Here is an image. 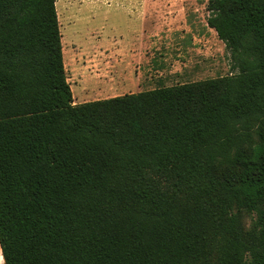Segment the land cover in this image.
<instances>
[{
	"label": "trees",
	"instance_id": "obj_1",
	"mask_svg": "<svg viewBox=\"0 0 264 264\" xmlns=\"http://www.w3.org/2000/svg\"><path fill=\"white\" fill-rule=\"evenodd\" d=\"M206 9L235 72L73 103L55 0H0L3 264H264V0Z\"/></svg>",
	"mask_w": 264,
	"mask_h": 264
},
{
	"label": "rangeland",
	"instance_id": "obj_2",
	"mask_svg": "<svg viewBox=\"0 0 264 264\" xmlns=\"http://www.w3.org/2000/svg\"><path fill=\"white\" fill-rule=\"evenodd\" d=\"M55 2L64 68L67 81L72 87L75 76L69 68V63L75 58L77 66L80 61L87 62L86 58H82L90 50L100 55L95 46L111 40L110 24L116 18L114 10L121 7L127 11L142 7L153 9L156 13V22L151 30L145 33H140L139 26L133 28L130 37L120 33V38L126 45L124 49L126 54L124 55L123 49H120L122 50L120 57L125 59V62L131 59L134 64L131 68L126 65L124 74L134 70L136 76L135 84L128 83V88L120 90V93L200 81L235 72L223 41L206 24L207 0H55ZM88 11H93L91 16L85 14ZM129 13L128 18L132 21L144 18L141 14ZM145 28L148 29L147 26ZM133 42L136 44L134 48L131 44ZM108 57L113 59L112 56ZM91 66L93 67V65L87 67ZM78 75L81 76V73ZM244 221L245 224L250 222L246 214Z\"/></svg>",
	"mask_w": 264,
	"mask_h": 264
},
{
	"label": "crops",
	"instance_id": "obj_3",
	"mask_svg": "<svg viewBox=\"0 0 264 264\" xmlns=\"http://www.w3.org/2000/svg\"><path fill=\"white\" fill-rule=\"evenodd\" d=\"M92 12L88 11L85 12V14L87 13L91 16ZM114 12L116 18H114L110 24L111 40H107L95 46V50L98 49L97 51L100 55L98 56L94 51L90 50L87 54L85 53V57L82 58H86V60H88L87 62L83 63L80 61L79 66H77V59L75 58L72 63H69V68L75 76V80L72 81L74 87L70 85L72 97H74L73 103L123 95L124 93H120V90L128 88V83L132 82L135 84L136 76L134 75V70L129 74H124L126 65L131 68L134 67V64L131 59L125 62V59L120 57V53H122L120 49H123L124 55L126 54L124 50L126 45L122 42L120 33L130 37L133 34V28L137 26L140 28V33H145L149 29L151 30L153 27L152 25L156 22V13L153 9H146L144 7L135 8L134 10L129 9V11L121 7L114 10ZM129 12L132 14H141L144 18H138L132 21L128 18L130 15ZM144 26H147L148 29ZM131 44L134 48L135 43L133 42ZM129 47L130 45H128V48ZM108 56H112L113 59ZM88 65H93V67H87ZM78 73H81L82 77L79 76ZM0 264H3V258H1Z\"/></svg>",
	"mask_w": 264,
	"mask_h": 264
},
{
	"label": "bare ground",
	"instance_id": "obj_4",
	"mask_svg": "<svg viewBox=\"0 0 264 264\" xmlns=\"http://www.w3.org/2000/svg\"><path fill=\"white\" fill-rule=\"evenodd\" d=\"M55 5L57 6V3L55 2ZM57 19H58V17H57ZM0 261H1V257H0Z\"/></svg>",
	"mask_w": 264,
	"mask_h": 264
},
{
	"label": "water",
	"instance_id": "obj_5",
	"mask_svg": "<svg viewBox=\"0 0 264 264\" xmlns=\"http://www.w3.org/2000/svg\"><path fill=\"white\" fill-rule=\"evenodd\" d=\"M0 257L3 258V257H2V254L0 255Z\"/></svg>",
	"mask_w": 264,
	"mask_h": 264
}]
</instances>
